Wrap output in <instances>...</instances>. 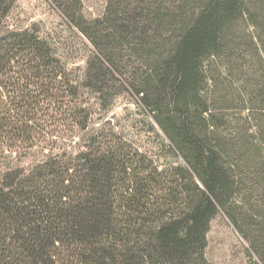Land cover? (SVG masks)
I'll return each instance as SVG.
<instances>
[{
	"label": "trees",
	"instance_id": "trees-1",
	"mask_svg": "<svg viewBox=\"0 0 264 264\" xmlns=\"http://www.w3.org/2000/svg\"><path fill=\"white\" fill-rule=\"evenodd\" d=\"M16 1L0 0V88L10 95L0 102V138L32 141L33 116L51 100L77 97L80 86L39 31L7 24ZM51 1L95 51L81 85L100 99L110 92L105 110L121 92L109 82L129 87L181 163L159 170L110 143L68 160L0 169V264H210L208 234L221 213L248 243L253 264H264V171H246L249 143L264 146V0H204L188 19L128 4L113 12L111 0L105 19L94 22L80 0ZM243 23L248 30L237 37ZM244 46L262 75L240 108L249 117L236 137L241 146L232 148L218 136L214 109L227 99L207 97L211 82L221 83L210 80L207 64L236 69L252 57L236 54ZM122 49L138 62L134 80ZM255 190L261 204L249 208Z\"/></svg>",
	"mask_w": 264,
	"mask_h": 264
},
{
	"label": "rangeland",
	"instance_id": "rangeland-1",
	"mask_svg": "<svg viewBox=\"0 0 264 264\" xmlns=\"http://www.w3.org/2000/svg\"><path fill=\"white\" fill-rule=\"evenodd\" d=\"M80 1L85 19L88 22H94L105 19L111 0ZM203 1L113 0L112 11L120 12L128 4L136 10L144 7L147 13L155 12L159 8L165 14L171 12L170 10L182 12V15H188V19ZM258 1L255 0V2ZM7 24L15 31L28 29L39 31L40 36L53 46L56 55L65 65L68 75L75 81L74 85L77 87L79 84L80 88H78L77 97L72 98L66 95L65 99L51 100L52 102L46 103L43 110L33 116L35 120L28 124L33 128L32 141H23L21 135L20 140H17L16 134L12 133L0 138V169L4 172L16 167L29 169L51 156L68 160L69 157H76L81 152L88 153L93 146L103 147L110 143L132 148L134 153L137 151L143 157L153 160L159 170L180 166V158L170 151V143L129 87L109 82L121 92L113 98L106 110L103 99H107L105 96L110 92L100 99L95 91L83 87L82 81L85 82L88 60L95 51L91 43L77 29L68 26L65 17L51 0H17ZM247 30V25L241 24L236 32L237 37H242ZM249 49L244 46L237 51L238 55L252 57L247 59L243 57L236 69L227 68L228 63L218 59L207 64V75L210 80L214 77L217 82L221 81V83H215L214 80L211 82L212 87L209 89L210 92H207V97L212 100H216L218 96L227 99L226 102L216 104L214 109L220 119L218 124L221 125L218 136L221 140L231 143L229 145L232 148L241 146L235 144L236 137L239 129L244 126L241 121L245 120L246 124L249 117L248 111L240 113V108L246 105V94L259 87L262 75L261 66L257 64L256 57L253 55L254 51L250 52ZM126 50L122 49L123 53ZM128 50L130 51L129 47ZM129 51L126 52L128 55L125 62L131 65L128 68V75L134 80L138 62L134 57L129 56ZM233 66H235L234 62L231 67ZM224 68L229 74L232 73L231 77ZM215 91H218V94ZM0 98V102H6L10 100V95L5 89L0 88ZM251 124L254 125L251 122L245 125V128H249ZM248 146L251 149L247 150V161L251 164L246 171L249 174L264 171V146L255 142L249 143ZM249 181L250 177L244 188L250 186ZM255 191V194L249 191L250 194L247 196L249 208L261 204L258 195L261 192ZM205 256L210 264L259 263L254 255L250 256L248 243L223 213L211 224Z\"/></svg>",
	"mask_w": 264,
	"mask_h": 264
}]
</instances>
